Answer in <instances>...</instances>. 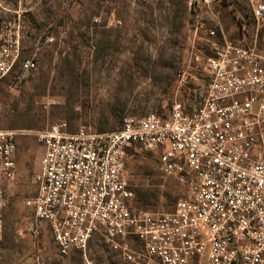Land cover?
Returning a JSON list of instances; mask_svg holds the SVG:
<instances>
[{"label": "built area", "instance_id": "2783aa9c", "mask_svg": "<svg viewBox=\"0 0 264 264\" xmlns=\"http://www.w3.org/2000/svg\"><path fill=\"white\" fill-rule=\"evenodd\" d=\"M56 1L0 0V89L9 79L27 81L54 43L49 27L31 51L27 46L30 16ZM218 3L187 0L192 29L206 31L205 47L188 65L207 77L197 103L189 95L161 115L126 117L112 132H71L60 123L35 134L44 154L20 237L47 233L62 257L86 255L97 241L120 264H264V52L227 41ZM251 16L264 24L263 2L253 4ZM187 75L179 73L181 87ZM25 135L0 129V239ZM136 155L155 159L183 189L171 211L137 208L126 175Z\"/></svg>", "mask_w": 264, "mask_h": 264}, {"label": "rangeland", "instance_id": "374dc122", "mask_svg": "<svg viewBox=\"0 0 264 264\" xmlns=\"http://www.w3.org/2000/svg\"><path fill=\"white\" fill-rule=\"evenodd\" d=\"M178 1L62 0L39 6L30 16L28 50L42 29L52 27L55 41L40 52L27 81L16 86L9 79L0 89V129L27 134L18 144L17 177L8 185L0 264H120L97 241L85 261L60 256L47 233L20 237L31 220L25 201L35 194L33 179L44 154L35 134L60 123L71 132L83 127L112 132L126 117L161 115L189 95L194 102L207 77L188 65L192 52L205 47L206 31L190 28L187 0L175 19L172 4ZM257 2L264 0H219L216 14L227 41L264 52V24L251 16ZM182 71L188 75L181 87ZM126 172L132 190L148 196L141 197L140 208L146 203L167 212L184 197L151 157H129Z\"/></svg>", "mask_w": 264, "mask_h": 264}, {"label": "trees", "instance_id": "16d2710c", "mask_svg": "<svg viewBox=\"0 0 264 264\" xmlns=\"http://www.w3.org/2000/svg\"><path fill=\"white\" fill-rule=\"evenodd\" d=\"M171 4H172V3H171ZM172 6L176 8V10H175V13H176L175 16H176V17H175V19H177V18L179 17V13L182 12V9H183V11H184V0H179L178 2H174V3L172 4ZM180 8H181V11H180ZM189 25H190V28H193V27H194V26H193L194 24H193V21H192V20L189 21ZM53 32H54V30L52 31V33H53ZM175 45H176V44H175ZM170 69H173L172 65L170 66ZM169 77H170V76H169ZM144 116H145V115H144ZM123 120H124V119L121 120L120 125H119V128H117V129L114 130V131H117V130H119V129L121 128ZM135 194H136V197H137V204L142 202V198H141V197H143L144 200H147V198H148L147 195L140 196V192H139V191H135ZM136 206H137V208H140L138 205H136ZM140 209L150 210V209H149V205H147L146 203H144V204H143V207L140 208Z\"/></svg>", "mask_w": 264, "mask_h": 264}, {"label": "flooded vegetation", "instance_id": "af4514ba", "mask_svg": "<svg viewBox=\"0 0 264 264\" xmlns=\"http://www.w3.org/2000/svg\"><path fill=\"white\" fill-rule=\"evenodd\" d=\"M88 251H89V247H88L86 255H82V254H77V255L80 256L83 260L88 261Z\"/></svg>", "mask_w": 264, "mask_h": 264}, {"label": "crops", "instance_id": "0c3cea01", "mask_svg": "<svg viewBox=\"0 0 264 264\" xmlns=\"http://www.w3.org/2000/svg\"><path fill=\"white\" fill-rule=\"evenodd\" d=\"M74 256V255H73ZM72 257V256H71Z\"/></svg>", "mask_w": 264, "mask_h": 264}]
</instances>
